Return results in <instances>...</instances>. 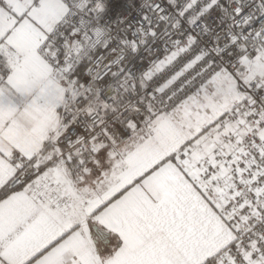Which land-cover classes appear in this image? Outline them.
Listing matches in <instances>:
<instances>
[{"label":"snow or ice","instance_id":"snow-or-ice-1","mask_svg":"<svg viewBox=\"0 0 264 264\" xmlns=\"http://www.w3.org/2000/svg\"><path fill=\"white\" fill-rule=\"evenodd\" d=\"M0 264H264V0H0Z\"/></svg>","mask_w":264,"mask_h":264}]
</instances>
